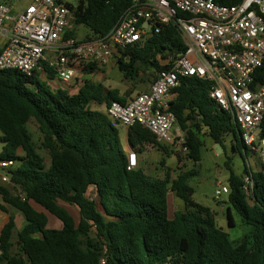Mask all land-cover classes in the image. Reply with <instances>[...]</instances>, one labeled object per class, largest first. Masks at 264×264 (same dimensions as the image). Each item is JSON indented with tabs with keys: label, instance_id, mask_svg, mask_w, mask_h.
Instances as JSON below:
<instances>
[{
	"label": "trees",
	"instance_id": "16d2710c",
	"mask_svg": "<svg viewBox=\"0 0 264 264\" xmlns=\"http://www.w3.org/2000/svg\"><path fill=\"white\" fill-rule=\"evenodd\" d=\"M240 1L215 0L222 5ZM132 4L133 0H78L76 6L66 2L74 25L66 36L76 38L79 26L89 30L84 41L106 36ZM185 50L181 35L170 24L145 42L118 49L114 61L125 79L137 81L167 69L162 60ZM94 69L86 67L89 73ZM259 74L263 81V69ZM211 88L208 80L182 78L170 103L186 136L188 159L195 164L202 160V135L216 143L230 135L233 149L248 153L238 125L211 98ZM127 99L118 89L92 80L69 94L65 86L53 87L42 80L39 71L32 76L0 71V162L18 163L16 169H8L10 182L0 181V196L25 218L20 230L13 216L2 228L0 264H264V170H253L250 196L243 188L248 167L242 175L230 173L228 226H235L234 210L251 228L248 235L232 241L217 225L215 212L193 199L189 180L195 169L181 170L175 178L170 168L163 177L143 168L128 170L119 127L91 107L126 104ZM31 120L38 124L49 167L28 129ZM128 141L137 152L151 144L168 153L141 125L128 129ZM91 188L96 198L89 195ZM170 192L185 203V210L173 218ZM62 204L78 209V221ZM0 209L7 212L2 205ZM44 211L61 221L62 228H50Z\"/></svg>",
	"mask_w": 264,
	"mask_h": 264
},
{
	"label": "built area",
	"instance_id": "2783aa9c",
	"mask_svg": "<svg viewBox=\"0 0 264 264\" xmlns=\"http://www.w3.org/2000/svg\"><path fill=\"white\" fill-rule=\"evenodd\" d=\"M21 1L0 0V71L18 70L27 76L39 71L51 86L56 87L55 79L66 85L69 94H76L90 77L114 65L118 49L145 42L173 24L185 52L162 60L167 69L156 74L148 91L126 104L112 102L105 106V114L128 129L141 125L158 143L176 147L188 157L184 131L174 132L178 123L170 110L171 95L182 78L208 80L211 98L238 125L243 144L264 170V80L259 74L264 71V0L235 5L215 0H133L106 36L85 41L66 36L73 19L66 2L31 0L18 9ZM88 66L95 69L89 73ZM127 159L128 170L139 167L136 152L130 151ZM13 163L0 162L1 182H10L4 171ZM248 171L243 188L250 196L254 180L249 163ZM229 192L227 185L219 184L215 194L219 198Z\"/></svg>",
	"mask_w": 264,
	"mask_h": 264
},
{
	"label": "rangeland",
	"instance_id": "374dc122",
	"mask_svg": "<svg viewBox=\"0 0 264 264\" xmlns=\"http://www.w3.org/2000/svg\"><path fill=\"white\" fill-rule=\"evenodd\" d=\"M29 1L30 0H22L17 5L18 8L23 9L29 3ZM62 1L68 2L74 6H76L78 3V0ZM73 26L74 25L72 23V27ZM75 31L77 33L76 38L80 41L85 39L86 36L89 34V30L84 26L76 27ZM99 73H101L102 77H93L94 82L103 83L107 89H118L126 98L137 94L132 90L129 85H127L131 84V82L125 79L124 74L116 66L115 61L114 65L100 70ZM105 106L106 105L103 104L102 109ZM28 129L33 136V141L38 151L46 159V161H48L50 157L47 151H45L41 146L42 135L39 131L38 124L34 120H31L28 123ZM1 135L2 134L0 132V136ZM120 135L122 141L126 143V130L120 128ZM202 138L205 143V146L202 151V160L199 163L195 164L191 160H189L188 157L182 156L180 152L176 149V147L165 145L168 154H165L162 150L161 152H158L159 150H155L150 157L149 162H151V165H148L147 173L163 177L165 171H167L168 168L174 171L176 175L181 170L188 171L191 169H195L196 173L189 180V184L193 190V199L197 203L207 206L215 212L217 225L229 234V237L232 241L242 239L245 235H248L250 233L251 228L242 223L241 217L234 210H232V213L235 226L229 227L226 214L227 206H230L228 203V195H222L217 198L215 192L218 189V184L229 186L228 178L230 176L231 171H233L236 175H242L244 174L245 168L248 167V163L253 170H258L261 168L260 162L258 158L251 152H248L247 155H245L244 149H242L241 151L234 150L231 144L230 135L226 136L222 143H216L208 135H202ZM2 148L3 143L0 142V153L2 151ZM228 163L230 164V168L227 167ZM17 167L18 163H13L12 169H16ZM4 172L7 173L8 170H5ZM15 192L18 193L17 190H15ZM92 194V191H90L89 195L92 196ZM173 201H175V203H173ZM250 202L252 203L251 200ZM62 205L66 207L74 216L76 221H78V209L74 206H70L67 204ZM37 208L39 210H42V208L40 207ZM174 210L176 212L184 211L185 203L174 193L170 192L169 214L171 217L174 214ZM46 214L49 219V227L56 228V225L52 222V220L58 219L50 213L46 212Z\"/></svg>",
	"mask_w": 264,
	"mask_h": 264
},
{
	"label": "crops",
	"instance_id": "0c3cea01",
	"mask_svg": "<svg viewBox=\"0 0 264 264\" xmlns=\"http://www.w3.org/2000/svg\"><path fill=\"white\" fill-rule=\"evenodd\" d=\"M31 1V0H30ZM19 9V8H18ZM163 62V61H162ZM164 63V62H163ZM156 74L155 72H150V73H147L145 75H142L137 81H130L131 84H127L129 85L132 90L136 93H140V92H146L150 89V86L151 84L153 83L155 77H156ZM97 76L98 78H101L102 75L101 73H97V74H94L92 77H90L89 79L93 81V77ZM127 80V79H126ZM53 83L56 85V87H61V86H65V84H62V83H59L57 80H53ZM72 86L74 85V83L71 84ZM120 95L121 96H124L122 94V92H120ZM134 96V95H133ZM132 97V96H131ZM131 97H129L127 100H129ZM171 99L172 101H174L176 99V93H172L171 95ZM92 109L93 110H98L100 112H103L105 113V107L102 109L103 105H99L97 103H93L91 105ZM117 125V124H116ZM119 127V131H120V128H123L126 130V134H127V142H123L122 141V138H121V135H120V138H121V143H122V147L124 149V151L126 152V154H128L130 151H134L136 152L137 154V158H138V165L139 167L138 168H143L146 172H147V167L148 165H151V162L150 161V157L152 155V153L155 151V150H159L158 152H161L162 149H159V148H156L154 147L153 145L151 144H144L141 148H142V151L141 152H137L136 150H134L130 144H129V141H128V128H126L125 126L119 124L117 125ZM180 127L179 125L178 126H175V129H174V132H176V130H178ZM165 154H168L166 153L164 150H162ZM157 152V153H158ZM40 153V152H39ZM41 154V153H40ZM171 156V155H170ZM46 160V159H45ZM46 166L49 167L50 166V158L48 161H46ZM168 167V166H166ZM3 173V172H1ZM166 173V171H165ZM164 173V175H165ZM155 175V174H154ZM163 175V176H164ZM158 177H162V176H158ZM172 177L175 178L177 177V175L175 174L174 171H172ZM1 181V179H0ZM219 185V184H218ZM90 191H92V198H96V192L93 188H91L89 190V193ZM170 194V193H169ZM169 194H168V202H169ZM173 203H175V201H173ZM252 204V203H251ZM0 205L4 206L6 209H7V212H4L0 209V232L2 230V228L4 227V225L9 221L10 217L13 216L15 218V222H16V225H17V228L18 230L22 229V227L25 225V218L24 216L18 212L17 210L9 207L8 205H6L3 200H2V197L0 196ZM228 208V206H227ZM175 210H174V214H175ZM174 214L173 216L171 217L170 214H169V217L170 218H173L174 217ZM233 215V213H232ZM52 222L56 225V229H61L62 228V222L61 221H58L56 219H53Z\"/></svg>",
	"mask_w": 264,
	"mask_h": 264
},
{
	"label": "water",
	"instance_id": "95a60500",
	"mask_svg": "<svg viewBox=\"0 0 264 264\" xmlns=\"http://www.w3.org/2000/svg\"><path fill=\"white\" fill-rule=\"evenodd\" d=\"M165 63L162 62V65H164ZM117 125H119V122H116ZM240 135V134H239ZM245 151V150H244Z\"/></svg>",
	"mask_w": 264,
	"mask_h": 264
}]
</instances>
